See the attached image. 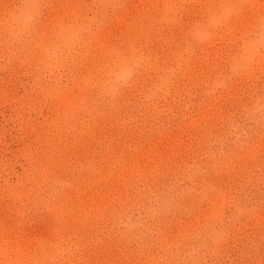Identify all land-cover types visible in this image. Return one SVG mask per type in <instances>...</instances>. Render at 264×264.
I'll use <instances>...</instances> for the list:
<instances>
[{"label": "rangeland", "instance_id": "1", "mask_svg": "<svg viewBox=\"0 0 264 264\" xmlns=\"http://www.w3.org/2000/svg\"><path fill=\"white\" fill-rule=\"evenodd\" d=\"M0 264H264V0H0Z\"/></svg>", "mask_w": 264, "mask_h": 264}, {"label": "snow or ice", "instance_id": "2", "mask_svg": "<svg viewBox=\"0 0 264 264\" xmlns=\"http://www.w3.org/2000/svg\"><path fill=\"white\" fill-rule=\"evenodd\" d=\"M129 75L130 74L127 71H125L124 73L120 74L119 78H120V80L126 81L129 77Z\"/></svg>", "mask_w": 264, "mask_h": 264}]
</instances>
